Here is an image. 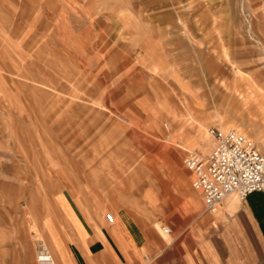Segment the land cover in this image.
Here are the masks:
<instances>
[{"label":"rangeland","instance_id":"374dc122","mask_svg":"<svg viewBox=\"0 0 264 264\" xmlns=\"http://www.w3.org/2000/svg\"><path fill=\"white\" fill-rule=\"evenodd\" d=\"M164 104L205 121L199 146ZM228 121L264 154V0H0V244L57 195L104 214L112 190L189 178Z\"/></svg>","mask_w":264,"mask_h":264},{"label":"crops","instance_id":"0c3cea01","mask_svg":"<svg viewBox=\"0 0 264 264\" xmlns=\"http://www.w3.org/2000/svg\"><path fill=\"white\" fill-rule=\"evenodd\" d=\"M163 107L173 119L186 116L194 131L180 130L182 147L199 146L192 140L205 121L188 106L181 113ZM226 123L234 127L219 129L247 135L241 126ZM257 136L264 148V139ZM189 178H162L146 185L143 193H136L134 184L112 190V200L121 205L104 214L80 210L73 198L57 195L53 202L59 218L52 212L37 215L34 228L11 227V242L0 244V264H38L42 251L55 264H264V193L243 201L230 195L209 213Z\"/></svg>","mask_w":264,"mask_h":264},{"label":"built area","instance_id":"2783aa9c","mask_svg":"<svg viewBox=\"0 0 264 264\" xmlns=\"http://www.w3.org/2000/svg\"><path fill=\"white\" fill-rule=\"evenodd\" d=\"M211 149L202 154L187 152L183 166L193 190L201 195L205 212L214 213L230 195L243 201L254 193H264V154L256 143L235 130L210 128ZM167 234L169 229L163 228ZM38 264H55L49 253L37 256Z\"/></svg>","mask_w":264,"mask_h":264}]
</instances>
